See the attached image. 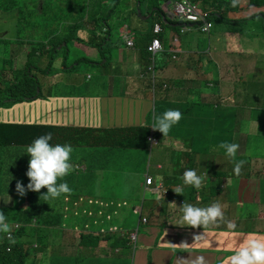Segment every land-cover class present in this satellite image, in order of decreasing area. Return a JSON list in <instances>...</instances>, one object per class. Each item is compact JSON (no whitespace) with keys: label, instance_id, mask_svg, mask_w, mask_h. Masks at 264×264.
<instances>
[{"label":"crops","instance_id":"obj_1","mask_svg":"<svg viewBox=\"0 0 264 264\" xmlns=\"http://www.w3.org/2000/svg\"><path fill=\"white\" fill-rule=\"evenodd\" d=\"M131 1L134 3V0ZM242 1L248 2V0ZM240 2L238 0V4ZM168 3L162 4V7L172 22L162 25L158 20L154 21L155 24H161V31L158 34L153 31L152 23L139 26V31L128 23L121 22L117 30H113L117 32V39L109 35L105 41L109 61L101 58V61L90 62L92 74L87 76L84 74V83L87 85L84 94L83 83L71 76L70 71L65 70L62 64L63 58L59 57L58 61H53L56 66L50 68L49 72H44L45 80L50 83L49 86L40 84V98L32 102H36L34 106L26 108L24 105L26 102H22L5 107L4 116L8 118L6 121L48 124L61 128V135L68 144L84 148L81 155H85L86 158L84 162H79L78 174L79 171L88 172L93 167L98 156L96 148L111 139L110 137L95 138L94 134L107 130L109 120L114 123L116 119L122 127H134L146 123L155 110L156 93L162 100L172 99L190 107L203 102L212 103L214 106L221 103L235 113L234 123L240 117L238 112H252L254 107L249 105L254 102L247 96L254 94L256 100L257 93L249 84H246V87L239 85L242 80L239 76L246 75V80L258 77L261 68H264V45L261 47L262 57L258 59L249 36L244 37L246 34L242 28L232 31L224 29L212 38L209 37L206 47L204 42H197L194 38L182 41L179 32L200 30L194 25L183 30L186 22H175L173 18L176 16L173 9L166 6ZM262 8L253 9L254 12H261L264 11ZM229 11L225 10L224 13L229 15ZM145 15L143 19L150 18L148 11ZM233 17L241 16L236 14ZM15 26L17 27L16 24ZM90 29H94L93 25L87 24L86 28L78 31L80 37L84 39L80 43L86 48L92 47L97 50L89 42ZM107 29L108 26L104 27L103 31ZM126 34L128 38L134 40L133 46L127 44ZM154 36L160 38L163 50L157 54L155 71L151 73L148 70L151 63L150 55L146 53L145 48ZM57 55L58 52L55 58ZM217 65L219 69L230 68L229 73L230 70L233 71L226 78L229 98L214 92L217 87L224 85L216 76H209L217 71ZM239 71H244L245 74ZM53 74L62 75L64 80H74L76 94L75 92L69 95L61 94L57 85L52 84ZM91 85L92 89L89 88ZM75 100L79 112L77 119L74 110ZM250 119L252 134L242 133V147L235 156L239 161H247L249 172L245 173L241 169L240 175L237 176L233 170L235 158L222 154L215 159L213 154L209 158H213L217 169L209 173L201 170L199 173V176L203 177L200 191L206 189L208 206L214 203L215 199L219 201L224 198L227 203L226 215L222 219L199 229L189 227L179 217L178 213L181 210H178L172 202L175 201L174 197H171V201L166 205L159 203L165 197L167 189L161 182L156 183L155 177L147 172L146 174L154 177L155 183L160 188L157 194L161 195L158 196L159 199L148 203L150 216L156 213L160 218L175 220V223L161 226L164 223H160V219L153 222L147 217L148 221L143 222V227L137 234V243H141L142 247H137V244L136 249L132 248V241L130 247L126 248L123 244L117 246L112 236L107 238L106 235L110 231V233L119 231L121 235L125 234L118 225L112 226L108 231L82 229L80 226L74 230L67 227L37 229L36 232L43 234L40 238L43 245L38 244L34 260L30 264H127L128 259L131 260V264H196L200 257L204 258L205 264H225V260L234 254L240 240L249 233L264 236V212L261 208L264 206V154H255L251 150V145L255 142L259 145L264 144V123L254 124L252 116ZM260 120L264 121V114ZM239 134L241 133L235 129L233 139H237ZM156 141L158 143L157 139ZM259 164H261L260 172L254 174ZM207 176L208 178L204 180ZM143 188L153 189L146 187L145 184ZM185 191L186 193L180 195L190 200L189 204L196 206L204 202L201 196L197 197V202H194L198 191H195L193 186L185 185ZM232 194L237 196V200L230 205L226 196ZM181 203L183 205V200ZM244 205L249 213H244L246 220L241 221L242 218L236 216L241 214L240 206ZM221 220L222 225L218 224ZM240 222L247 223V228H238L237 224ZM229 223L234 224L235 227L229 228ZM63 224L65 225L64 222ZM66 229L74 232L68 234ZM196 232H201L202 235L194 239L193 233ZM91 235L102 237L94 243Z\"/></svg>","mask_w":264,"mask_h":264},{"label":"rangeland","instance_id":"obj_2","mask_svg":"<svg viewBox=\"0 0 264 264\" xmlns=\"http://www.w3.org/2000/svg\"><path fill=\"white\" fill-rule=\"evenodd\" d=\"M53 1H55L54 3L56 5L59 0ZM68 1L69 0L62 1L65 6V12L62 13L63 17H67L66 3ZM92 1L94 2L95 0ZM240 1L241 2L239 4L241 5V8L242 6H244L245 8L249 7L248 2L243 3L242 0ZM167 2H169L168 6L171 9H174V0L161 1V5ZM136 5V0H134V3L131 0H122L121 3L117 7H115L113 11L110 12L112 18L110 22H112V20L114 24H121V21L126 22L129 26L135 27L137 30L140 31L139 26H146L148 23L151 24L154 21L158 20V16L156 15L149 19H143V16H146L145 13H147L148 11L146 7L147 2H143L140 7L143 16H139V13H135L133 11V8L136 7ZM108 9L109 7L104 8L105 14L106 12L107 14H109ZM252 9L253 8H249L247 10L244 9L241 13H238L240 10L238 12L231 11L229 12L230 14L228 15V17L234 18L233 15L236 14L239 16H245L247 15L246 13H250ZM262 10H264V7L262 8ZM173 19L176 23L182 22L177 17ZM8 22L9 21H4L0 24V31L7 32L6 29H8V26L10 24H12H9ZM213 22L214 26L209 32L210 34L192 30L186 33L179 32L178 35L180 36L182 41L185 39L189 40L194 38L197 42H204L206 47L209 37L212 38L214 35H217L218 33L222 32L224 29L226 31H232L235 28H242L244 30V34H246L244 37L246 38L247 36H249V41H251L252 47L255 49L254 51L257 52L258 59L262 57L261 47L262 45H264V17H261L260 15L253 16L252 18H250V20L243 21V24L239 26L227 22L222 23L217 18H215ZM177 28L179 27L177 26ZM26 29L27 28L23 25L19 31H25ZM112 35L114 39H117V32H113ZM64 44L65 43H63V46H58V55L56 58H54L53 61H58L60 58L64 59ZM16 48L18 49V54L16 56L17 58L14 62L13 68H17L19 66L20 68L24 67L25 62L33 64L38 63L41 69L34 70L36 78H38L39 84L49 86L50 82L48 80H45L44 76V72H49V70L45 69L48 63L47 59L27 57V53L33 50L30 45H27V43L25 46L21 44L16 45ZM2 54L3 48L1 47L0 60L3 61ZM100 54L101 53L99 52V50H96L92 47L86 48L84 47L83 43H80L79 41H74L73 43L71 42L69 44L67 64L71 66V76L75 77L79 80V82L83 83V94L85 92V88L87 87V85L84 83V74H86V76L92 74L90 62L101 61ZM79 57H87V59H78ZM207 57L209 56L207 55ZM58 64L59 63H57V65ZM55 66L56 65L52 63V66L50 68H54ZM9 69L10 68L7 69L6 73L9 72ZM229 69L230 68L219 69L217 65V71L213 74H209L210 77L216 76L220 82L224 83L223 87H217L214 90V92H217V95L222 97L229 96L227 94L228 82L226 81V78L229 76L230 73L233 72L232 70H230L229 73ZM11 72L13 73V71ZM239 73L245 74L244 71H239ZM8 75L11 76V73ZM239 77L242 78L239 85L246 87V84H249L257 93V97L255 100L254 94L247 96V98L254 102V104L249 105L254 107V110L252 112L237 113L240 117L238 121L234 124V127L236 130H238L239 133H241L239 134L238 138L235 139V142H233L239 144V149L237 150V152L242 147V133H248L249 135L252 134L250 127V117L252 116L254 124L261 125L264 123L263 120H260L261 116L264 114V81H262V78L264 80V68H261L258 77H252V79L250 80H246V75H244L243 77ZM0 81L4 84L7 83V80L6 78H4L2 71H0ZM52 84L57 85L58 91L63 95H69L70 93H74L76 90L75 81L64 80L62 79V75L53 74ZM92 87V85L89 86L90 89H92ZM74 94H76V92ZM114 97L121 96L114 95ZM154 99L155 110L150 114L146 123L134 127H122V125H120L115 119L114 123L112 120H109L108 129L114 130V127H118L117 129L125 128V130L128 129L127 131L132 133L134 132L133 128L148 126L151 129L150 135L154 136L158 140V143L151 144V142L148 141V146L146 149L132 150L136 151L135 154L123 153L121 156L115 157L116 161L107 156V147L99 146L96 148V153H98V156L95 158L93 167L90 168L88 172L79 171L78 174L77 171L80 167L79 162H84L86 157L85 155H81L84 151V148L72 146L73 152L69 161V163L71 164V170L68 175L61 179H58L57 181L58 184L67 182L68 186L72 191L70 193L61 194L58 198L49 199L48 201H45L44 198L41 196L47 193V188H42L39 193L27 191L24 196H20L16 191V184L18 180L13 179L15 177V174L12 170L14 163L18 161V156L14 155L11 157L4 158L5 163L3 162L4 166L1 167L0 170L2 171L1 174L5 176V180L0 177V188L4 190V194L1 195L2 197L15 199V203H11L15 204V207L13 205L11 209V221H14L16 218L22 217V210L24 209V204L29 203L31 205L37 206L44 205L42 207L48 210H52V208H54L52 212H56V210H59L62 214V217L64 216L63 221L67 222L65 223V226L67 228H71L72 230H74L75 228H80L78 226L80 223L77 224L76 222L81 221L83 223L80 225L90 227L93 230L98 229L108 231L111 229L112 226L117 224L120 226L123 233L129 234L130 232L136 231L138 229L139 234V231L144 224L143 222H140V220L144 216L149 217L150 220L153 222L156 219H160V223H164L161 226H166V223H175V220H166L160 218L156 213L150 216V207L148 203L155 201L159 195L157 193L152 192V190L150 189L143 188L145 175L147 172H149L155 177L156 183L161 182L164 185V188L167 189V193L164 194L165 197L160 200L159 203H161L162 205H166L168 202L171 201V197H174L175 201L172 202H174L175 207L178 210H181L178 215L180 218H182L183 212L181 200L187 203H189L190 200H187L186 197H181L180 194H177L173 190L179 188L182 189V193H186L185 184L181 177L186 171L183 169L187 168L186 162L188 160V158L184 155V152L188 154L189 150L183 149L182 143L179 139L180 137H184L187 131H185L184 129L181 132L177 131L176 133L169 131L167 137H164L163 134L157 133V130H153L152 126L155 122L154 116L161 115L164 111L168 109L179 110L183 114L187 110V106L180 102L177 103L172 99L162 100L160 99L158 93L155 94ZM240 99H243V97H240ZM240 99H238V104H240ZM32 102V100L26 101V103L24 104L25 107L29 108L34 106L36 102ZM75 103H77L76 100L74 102V110L75 117L77 119L79 112L77 111V106L75 105ZM4 113V108L0 107V120L2 121L8 120V118H5ZM213 113L215 118L217 116V109L213 110ZM107 134L108 137H111L108 131ZM112 149L115 148L112 147ZM181 150H183V152L180 153ZM251 150L255 154H264V144L259 145L255 142L253 145H251ZM21 154V157L24 160L25 152L21 151ZM209 156L205 159L198 157V164L200 166L208 165L210 162ZM260 166L261 164L256 166V172L254 174H258L260 172ZM193 170L198 169L194 167ZM196 173L199 176V172L196 171ZM20 182H22L26 188L27 184L29 183V178L27 177V179H23ZM10 188L12 189L13 193L11 192ZM194 189L195 191H198L194 202H197V197L199 196H201V198L204 200L203 203H199L200 205L196 206L200 208L208 207V204L206 202V189H202L201 191L200 189H196L195 187ZM28 196H31L30 200L27 199ZM226 199L228 203L232 205L237 200V196L232 194L231 196H226ZM214 202L219 203L221 205L222 211L224 215H226L227 203L224 201V198L219 199V201L215 199ZM255 206L260 208L259 205L255 204ZM137 207H142L141 214L136 211ZM240 207L242 208L241 214L236 217H240L242 218L241 221H245L246 218L244 217V213H249V211L247 210L246 205ZM261 208L264 212V206ZM45 216H47V212L43 213L42 216L38 217V222L35 229L27 228L26 233H24L23 236L19 239V241L24 246L26 244V248L29 249L32 253L31 256L29 255L27 257V264H30L34 260V254L37 252V248L34 247H36L38 244H42L40 240L41 237H39L40 233L35 231L37 229L44 228L43 218ZM218 224L222 225L223 221L221 220ZM246 224L247 223L240 222L237 224V226L238 228H247ZM73 232L74 231L67 230L68 234H71ZM137 244L138 243L132 244V248H134L135 246L136 249ZM137 247H142V244L139 243ZM127 264H131L130 259L127 260Z\"/></svg>","mask_w":264,"mask_h":264},{"label":"trees","instance_id":"obj_3","mask_svg":"<svg viewBox=\"0 0 264 264\" xmlns=\"http://www.w3.org/2000/svg\"><path fill=\"white\" fill-rule=\"evenodd\" d=\"M62 1L59 0L56 5L53 0H0V24L4 21L12 23L5 31H0V46L3 48V61L0 60V71H2L7 83L4 84L0 81V106L13 105L18 102L30 101L40 97L41 89L37 92L40 84L38 78H36L34 70H39L40 65L38 63L25 62L24 67L13 68L18 49L16 45L29 44L33 49L27 53V57H37L39 59L46 58L48 63L45 67L46 70H50L55 55L58 51V46L64 44V59L63 67L65 70L70 71L71 66L67 64V58L69 53V44L72 42H83L84 39L80 37L78 31L86 28L87 24L93 25L94 29H90L89 42L92 46H95L101 53V58H106L109 61L107 55V47L105 41L109 35H112L113 30H117L120 23L114 24L111 21L110 12L117 7L122 0H69L66 3L67 17H63L62 13L65 12V6ZM161 1L170 0H136L137 5L133 8L135 13H138V8L141 7L143 2H147L148 14L150 18L158 16V21L164 25L165 23L172 22L171 19L165 14V10L161 5ZM202 8L209 9L211 11L212 19L217 18L224 23L237 24L239 26L243 24V21L250 20L253 16L260 15L264 17V11L254 12V9L247 15L239 18H229L224 13L225 10L229 12H238L241 6L236 4L235 7L231 6L232 0H195ZM248 8L242 6L241 10L264 7V0H248ZM105 7H109V14L104 13ZM240 10V11H241ZM142 16V13L141 15ZM122 22V21H121ZM17 25V27L15 26ZM155 22L152 23V26ZM25 26L28 31H19L22 26ZM109 27L106 31H103L104 27ZM236 29V28H235ZM239 29V28H238ZM128 44V43H127ZM37 45V46H36ZM129 46L134 45L133 44ZM36 46V47H35ZM0 47V50H1ZM148 44L145 51L149 55ZM106 50V52H105ZM78 59H87V57H79ZM93 62V61H91ZM9 72L6 73L7 69ZM19 68V69H18ZM13 71V73L11 72ZM11 73V76L8 74ZM217 103L214 106L212 103L203 102L194 104V106H187V110L182 114V118L178 124L173 125L170 131L176 133L181 132L183 129L186 132L184 137H180L183 149H188V154L184 152V155L188 158L186 164L187 168L183 170L192 169L201 173V170H205L206 173L217 169V165L213 158H209V164L200 166L197 162L198 157L202 159L207 158L209 155L214 154L216 159L218 155L225 154V150L219 147L221 142L233 143L234 134V112L229 107ZM217 109V116L214 118L213 110ZM114 127V130L107 129L99 131V134H94L95 138L108 137L107 131L111 136L110 140L106 141L103 146L107 147V156L114 159L116 156H121L123 153L135 154L137 149H146L148 146V139L150 137L151 129L148 126H141L133 128L132 133L125 130V128ZM74 132V131H73ZM46 133H52V139L50 144H68L67 141L61 135V128L54 125L44 124H30L22 122H11L0 120V168L4 166V158L14 155L18 156V161L14 163L12 170L15 174L14 180L21 181L27 179L26 172L28 170V163L30 156L26 154V148L36 138ZM157 133L162 134L157 130ZM233 139V141H232ZM115 148V149H112ZM21 151L25 152V159H22ZM183 150L180 151V153ZM21 154V155H20ZM190 160V161H189ZM239 159L235 158L234 162H238ZM245 161V160H243ZM245 166L242 170L245 173L249 172V166L245 161ZM2 171L0 170V177L5 180ZM208 178L204 177V180ZM213 179V178H212ZM13 180V181H14ZM216 187V185H215ZM13 193L12 189L10 188ZM4 194V190L0 188V211H3L6 216V223L11 220V209L15 204L14 198H4L1 195ZM32 195V194H31ZM31 198V196H30ZM44 205H31L23 209V216L16 218L23 225L21 229L13 235L15 243L9 242L7 233L0 232V264H27V257L30 252L26 250L25 246L19 241L21 236L26 232L27 228L31 227L34 223L33 219H38L43 213L47 212V216L43 218V225L46 227L63 228L66 227L62 214L59 210L52 212V210L45 209ZM67 223V222H64ZM117 225V224H116ZM84 228L82 225H78ZM119 226V225H118ZM120 227V226H119ZM111 232V231H110ZM107 233V238L112 236L115 238V244L120 246L123 244L126 248L130 247L129 234L125 233L121 235L119 231ZM92 240L96 243L100 236L91 235ZM10 247V250L7 248Z\"/></svg>","mask_w":264,"mask_h":264},{"label":"clouds","instance_id":"obj_4","mask_svg":"<svg viewBox=\"0 0 264 264\" xmlns=\"http://www.w3.org/2000/svg\"><path fill=\"white\" fill-rule=\"evenodd\" d=\"M237 2L238 0H232V6L235 7ZM153 31H154V27H153ZM125 37L128 38L127 34L125 35ZM150 65H152V63H150ZM154 70H155V63H154ZM149 71L153 73L151 70ZM39 91L40 88H38L37 92ZM39 98L40 97H38L37 99ZM37 99H33L32 101H35ZM18 103H22V102H18ZM7 106L9 105H6L5 107ZM181 118H182V113L179 110L168 109L164 111L163 114L154 116L155 122L152 126V129L158 130L163 134L164 137H167L173 125L178 124ZM51 139H52V133H46L36 138L30 145L27 146L26 154L30 156V160L28 163V170L26 172V176L29 178V183L25 188L22 182L20 181L17 182L16 191L20 196H24L27 191H33L39 193L42 188H47V193L43 194L41 197H43L45 201H48L49 199L58 198L61 194L70 193L72 191L68 186L67 182L58 184L57 181L58 179H61L66 175H68V173L71 170V164L69 163V161L71 159L73 148L70 144L52 145L49 143ZM219 147L225 150L227 156L231 158H235L237 150L239 149V144L221 142ZM244 163L245 161L243 160L235 162L233 170L237 176L240 175ZM181 179L183 180L185 185L193 186L196 189H200L203 182V177L198 176L196 171L192 169L186 170L183 176L181 177ZM173 191H175L177 194H182V189L177 188L174 189ZM158 195L161 196L160 193ZM27 199L30 200L31 199L30 196H28ZM28 206H30V204L25 203L24 209L27 208ZM182 212H183L182 221L193 229L207 227L209 224L215 223L218 219H222L224 216L221 205L216 202L212 203L210 206L206 208L196 207L187 202H184L182 205ZM33 221L34 223L30 225L31 227L29 228L35 229L38 219L35 218L33 219ZM22 225L23 224L18 220H14V221L9 220L8 223H6V216L4 212L0 211V232L9 234V236L7 235L6 236L8 237L10 243L12 244L15 243L13 235L21 229ZM228 227L234 228L235 225L229 223ZM44 228H52V227L44 226ZM39 233H40L39 237H43L42 232ZM200 235H202L201 232L193 233V238L195 239L197 236ZM130 244H131V239H130ZM7 249L10 250V247H8ZM133 249H135V246ZM26 250L30 252L29 249L26 248ZM196 264H205L204 258L203 257L198 258ZM225 264H264V236L257 235L256 233H249L247 237L240 240L238 246L234 250V254L229 256L225 260Z\"/></svg>","mask_w":264,"mask_h":264},{"label":"built area","instance_id":"obj_5","mask_svg":"<svg viewBox=\"0 0 264 264\" xmlns=\"http://www.w3.org/2000/svg\"><path fill=\"white\" fill-rule=\"evenodd\" d=\"M173 12L177 18L181 21L186 22L185 28L191 27L194 25L203 33H209L214 26L213 19L211 16V11L209 9L202 8L195 0H175ZM161 27L159 23H156L154 26V32L159 33ZM177 40V39H175ZM127 43L132 45L133 40L127 38ZM163 50V45L159 37H154L151 43L148 45V51L150 53V59L152 65H149L148 68L154 73V63L156 56L159 52ZM149 141L151 144L157 143L154 136L150 135ZM144 184L146 187H153L152 191L154 193L159 192L160 188L155 184L154 177L150 174L145 175ZM136 211L142 213V207H137ZM148 219L144 216L141 218L140 222H147ZM11 234V233H10ZM137 234L138 229L130 233V239L134 244L137 243ZM9 236V234H7Z\"/></svg>","mask_w":264,"mask_h":264},{"label":"water","instance_id":"obj_6","mask_svg":"<svg viewBox=\"0 0 264 264\" xmlns=\"http://www.w3.org/2000/svg\"><path fill=\"white\" fill-rule=\"evenodd\" d=\"M166 6H168V4ZM138 13H139V15H141V10L138 9Z\"/></svg>","mask_w":264,"mask_h":264}]
</instances>
